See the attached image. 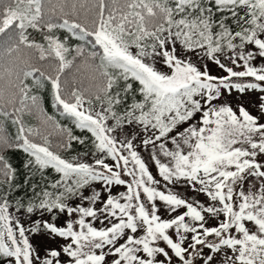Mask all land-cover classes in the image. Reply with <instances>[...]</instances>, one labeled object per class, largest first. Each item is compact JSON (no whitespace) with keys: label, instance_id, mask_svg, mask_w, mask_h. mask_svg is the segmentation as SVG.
Wrapping results in <instances>:
<instances>
[{"label":"snow or ice","instance_id":"6c2138e0","mask_svg":"<svg viewBox=\"0 0 264 264\" xmlns=\"http://www.w3.org/2000/svg\"><path fill=\"white\" fill-rule=\"evenodd\" d=\"M0 264H264V0H0Z\"/></svg>","mask_w":264,"mask_h":264}]
</instances>
